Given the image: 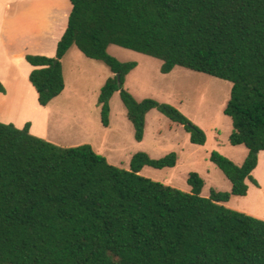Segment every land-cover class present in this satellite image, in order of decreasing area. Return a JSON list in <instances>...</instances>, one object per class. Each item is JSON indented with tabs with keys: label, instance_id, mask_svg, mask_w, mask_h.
Here are the masks:
<instances>
[{
	"label": "trees",
	"instance_id": "1",
	"mask_svg": "<svg viewBox=\"0 0 264 264\" xmlns=\"http://www.w3.org/2000/svg\"><path fill=\"white\" fill-rule=\"evenodd\" d=\"M70 1L56 56H26L41 105L64 90L61 60L77 46L111 69L99 97L104 125L121 91L136 140L156 108L205 144V131L178 108L138 101L124 88L137 63L111 55L118 45L160 59L163 73L180 66L231 81L230 140L249 154L238 165L214 151L211 161L232 191L206 197L196 172L191 191L141 174L145 166L175 167L176 152L160 159L140 152L125 169L90 144L63 147L33 134L31 122L0 121V264H264V220L227 205L248 194V180L258 185L252 173L264 151V0Z\"/></svg>",
	"mask_w": 264,
	"mask_h": 264
},
{
	"label": "rangeland",
	"instance_id": "2",
	"mask_svg": "<svg viewBox=\"0 0 264 264\" xmlns=\"http://www.w3.org/2000/svg\"><path fill=\"white\" fill-rule=\"evenodd\" d=\"M71 9L70 0H0V24L5 17L4 26H0V43L2 40L8 48L6 57L0 44V80L6 88V92H0V121L20 127L31 122L35 135L63 147L90 144L112 165L125 169H130L137 153L146 152L160 159L176 152L175 167L145 166L141 174L191 191L188 179L196 172L205 181L203 196L209 197L213 191L231 192V181L211 161V154L219 151L242 165L249 154L247 146L233 145L230 140L233 121L225 109L231 97V81L180 66L163 73V62L156 57L118 45L109 47L110 54L120 61L137 63L124 88L138 101L152 98L178 108L205 131L207 141L203 145L193 143L182 124L156 108L147 114L144 139L136 140L121 91L112 96L110 124L104 125L99 97L112 75L111 69L87 57L77 46L61 60L66 84L62 93L47 106L39 103L29 78L33 67L26 56H56L58 39ZM49 12L50 23L44 21ZM253 176L258 185L248 181V194L232 196L227 205L264 220V151Z\"/></svg>",
	"mask_w": 264,
	"mask_h": 264
},
{
	"label": "crops",
	"instance_id": "3",
	"mask_svg": "<svg viewBox=\"0 0 264 264\" xmlns=\"http://www.w3.org/2000/svg\"><path fill=\"white\" fill-rule=\"evenodd\" d=\"M70 12H71V10H70ZM69 15H70V13H69ZM68 19H69V16H68ZM51 20H52V14H51V12H49L47 15H46V18H44V21H46V22H48V23H50L51 22ZM4 21H5V17L2 19V24H0V26L1 27H3L4 25ZM45 22V23H46ZM67 24H68V20H67V23L65 24V26L62 28V30H63V33L65 32V30H66V27H67ZM63 33L61 34V37H62V35H63ZM61 37L58 39V41L61 39ZM5 43V42H4ZM3 43V41L1 40V50H2V52L5 54V56H6V51L8 50V48L5 46V44ZM58 44V43H57ZM39 55H40V53H38ZM7 57V56H6ZM32 66V65H31ZM33 67V66H32ZM25 79H27V78H25ZM34 87V86H33ZM35 88V87H34ZM36 90V89H35ZM37 92V91H36ZM38 94V93H37ZM6 123V122H5ZM32 124V123H31ZM16 125V124H15ZM17 126V125H16ZM18 127H20V126H18ZM24 127V126H23ZM32 128H33V125L31 126V132H32ZM33 133V132H32ZM34 134V133H33ZM260 156V155H259ZM253 174V173H252ZM248 181H250V180H248Z\"/></svg>",
	"mask_w": 264,
	"mask_h": 264
},
{
	"label": "water",
	"instance_id": "4",
	"mask_svg": "<svg viewBox=\"0 0 264 264\" xmlns=\"http://www.w3.org/2000/svg\"><path fill=\"white\" fill-rule=\"evenodd\" d=\"M57 61H55V63H56ZM119 76V75H118Z\"/></svg>",
	"mask_w": 264,
	"mask_h": 264
}]
</instances>
